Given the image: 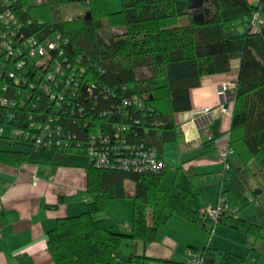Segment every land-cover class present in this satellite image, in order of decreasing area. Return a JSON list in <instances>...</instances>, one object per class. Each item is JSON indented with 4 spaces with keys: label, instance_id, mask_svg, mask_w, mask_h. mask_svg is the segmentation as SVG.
<instances>
[{
    "label": "trees",
    "instance_id": "obj_1",
    "mask_svg": "<svg viewBox=\"0 0 264 264\" xmlns=\"http://www.w3.org/2000/svg\"><path fill=\"white\" fill-rule=\"evenodd\" d=\"M9 1L21 16L26 36L47 39L59 34L68 41L62 47L64 54L85 79L76 99L70 97V89H58L64 99L57 106L43 89L28 84L16 85L24 91L23 105H0V164L44 167L67 157L86 163L90 198L86 211L60 219L48 234L55 264H116L124 240L149 241L173 216L203 225L207 220L195 210L193 194L177 180L166 179V170L123 172L93 166L84 157L88 131L81 127L83 117L75 112L72 118L70 111L83 108L90 125L103 126L111 120L106 114L123 99L143 98L146 112H150H134V119L140 122L128 141L156 149L163 159V144L177 139L175 115L191 110L190 91L206 76L229 73L237 58L240 63L227 145L247 165L264 147V25L257 32L251 28L255 11L260 10L264 18V0L257 6L249 0H201V10L194 8L195 0H120L117 12L110 10L109 0H56L58 5L87 3L89 19L64 21L54 19L47 0L39 5L35 0ZM106 27L116 31L107 32ZM27 78L31 81V76ZM2 82L14 84L8 77ZM90 83L95 86L92 97H87ZM46 125L50 134L35 147L39 127ZM56 128L61 131L55 132ZM6 129L11 134H5ZM17 130L22 135H15ZM219 138L215 124L207 146L212 148ZM259 164L264 171V158ZM129 184L134 186L133 194L128 192ZM125 198L133 202V216L122 233L108 223L106 212L109 201ZM221 198L238 214L250 205L234 181ZM248 232L258 233L253 226ZM200 255L203 264H209L210 249ZM243 263L232 254L221 256V264Z\"/></svg>",
    "mask_w": 264,
    "mask_h": 264
},
{
    "label": "crops",
    "instance_id": "obj_2",
    "mask_svg": "<svg viewBox=\"0 0 264 264\" xmlns=\"http://www.w3.org/2000/svg\"><path fill=\"white\" fill-rule=\"evenodd\" d=\"M109 8L119 11L120 0H109ZM87 10L86 3L84 9L73 14L78 17ZM70 19L69 15L66 20ZM239 63L237 58L232 60L229 73L206 76L198 88L190 91L191 110L174 117L177 139L162 147L166 179L177 180L193 194L200 217L205 206L219 202L230 181L241 186L250 205L258 201L263 205L264 171L259 164L264 158L263 149L247 165L236 155L227 161L219 156V150L228 142L233 106L217 91L222 83L237 79ZM222 104L227 113L222 112ZM215 124L220 138L210 148L207 145ZM85 165L82 159L68 157L44 167L0 164V264H55L48 234L60 219L86 211L90 198ZM34 175L38 177L35 185ZM127 189L134 193L132 184ZM109 205L108 223L115 231L126 232L133 216L131 198L111 200ZM241 211L215 227L208 221L198 226L173 216L149 241L124 240L116 264H187L191 252L200 253L206 248L211 251L209 264H221L224 254L242 258L243 264H264V212L255 215ZM250 226L255 227L257 235L248 232Z\"/></svg>",
    "mask_w": 264,
    "mask_h": 264
},
{
    "label": "built area",
    "instance_id": "obj_3",
    "mask_svg": "<svg viewBox=\"0 0 264 264\" xmlns=\"http://www.w3.org/2000/svg\"><path fill=\"white\" fill-rule=\"evenodd\" d=\"M44 1L35 0L38 5ZM263 25L264 18L260 10H257L252 14L251 28L257 32ZM67 44L68 41L59 34H53L47 39H41L35 35L26 36L21 16L12 8V3L9 0H0V80L8 77L14 81V84L0 83L2 92L0 105L11 107L23 105L24 91L18 88L17 84H28L30 87L43 89L49 100L54 101L56 106L64 99L58 89L62 91L70 89V97L78 98L80 86L85 79L70 65L65 56L62 47ZM77 75H80L82 79L77 78ZM28 76H31V81L28 80ZM93 86H95L94 83L87 86V97H92ZM235 93L236 80L222 83L217 91L218 96L228 100L232 106ZM221 110L227 113L224 104L221 105ZM135 111L142 114L150 112V110L146 112L143 98L139 96L125 98L106 114L111 120L102 126L90 125V120L86 118L88 115L83 108L79 110L71 108L72 118L75 112L77 117H83L81 127L88 131L84 157L93 166L123 172L166 170L165 161L159 157L156 149L144 147L137 143L138 141H128L134 136V126L140 122L138 118L134 119ZM49 121L53 122L51 116ZM34 126L33 124L32 127ZM39 129L41 132L35 136V147H39L50 134L49 125ZM60 131L58 128L55 130V132ZM2 132L3 129L0 128V134ZM14 134L19 136L22 132L17 130ZM231 155L233 151L228 148V145L219 150V156L223 161H227ZM37 182L38 177L34 175L33 184ZM237 216V209L223 198L215 205L205 206L201 214V218L209 221L213 227ZM187 264H203L200 253L191 252Z\"/></svg>",
    "mask_w": 264,
    "mask_h": 264
},
{
    "label": "rangeland",
    "instance_id": "obj_4",
    "mask_svg": "<svg viewBox=\"0 0 264 264\" xmlns=\"http://www.w3.org/2000/svg\"><path fill=\"white\" fill-rule=\"evenodd\" d=\"M55 1L56 0H47L48 3L52 4V12H53L54 19L56 21H64L68 18L69 15H70V18L72 19V18L77 16V15L73 14L77 9H84L86 6V4L84 2L71 4V5L70 4L69 5H58V4H55ZM249 1H251V3L254 6H257L258 2H259V0H249ZM199 7H200V1L195 0L194 8L201 10L202 8L201 7L199 8ZM78 17L81 19H86V20L89 19L88 11L82 12V14ZM104 24L105 25L107 24L106 20H104ZM110 30L116 31V28L109 29L108 27H106L107 32H110ZM108 35L109 36L105 37L106 39H108L110 37V34H108ZM5 134L9 135V134H11V132H9V130L6 129ZM262 152H264V148H263ZM170 174H171V172H170ZM170 174H169V176H170ZM169 176H167V177H169ZM262 200H263V202H262L263 205L260 204V202L258 201L255 204L249 205L247 208H245L241 212H254L255 215H257L259 212H264V196L262 197ZM109 206L110 205L108 203L107 212H111Z\"/></svg>",
    "mask_w": 264,
    "mask_h": 264
},
{
    "label": "water",
    "instance_id": "obj_5",
    "mask_svg": "<svg viewBox=\"0 0 264 264\" xmlns=\"http://www.w3.org/2000/svg\"><path fill=\"white\" fill-rule=\"evenodd\" d=\"M201 3H202V1L200 0V5H201ZM199 17H200L201 19H203V18H204V15H203V14H200ZM255 193H257V192H255Z\"/></svg>",
    "mask_w": 264,
    "mask_h": 264
}]
</instances>
